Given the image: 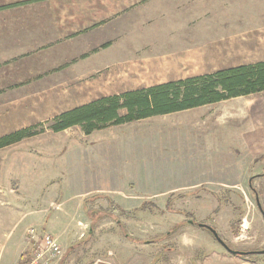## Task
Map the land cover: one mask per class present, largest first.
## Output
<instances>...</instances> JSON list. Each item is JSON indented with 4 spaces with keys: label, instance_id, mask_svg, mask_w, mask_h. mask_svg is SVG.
<instances>
[{
    "label": "rangeland",
    "instance_id": "374dc122",
    "mask_svg": "<svg viewBox=\"0 0 264 264\" xmlns=\"http://www.w3.org/2000/svg\"><path fill=\"white\" fill-rule=\"evenodd\" d=\"M174 1L188 11L180 18L189 23L187 31L167 34L164 42H142L143 48L130 56L135 63L96 64L84 78L79 73L84 66L69 61L55 67L48 79L43 74L17 85L20 93L36 91L17 101L43 107L50 118L40 123L46 125L56 114L103 94L264 60V0ZM146 30L147 41L154 36L163 40V32ZM110 42L97 48L104 61H109ZM118 55L119 61L129 59ZM254 102L264 103V93ZM238 107L231 105L235 112ZM190 114L116 126L107 134L97 131L89 141H119L87 146L85 163L81 148L62 150L68 140L88 136L79 126L39 137L42 146L52 139L51 161L9 160L0 178V264H17L21 245L25 257L32 253V227L61 244L63 253L52 264H264V254L233 255L198 225L214 227L232 249L264 248V155L254 160L248 147L238 152L237 130L207 135L179 121ZM222 142L230 147V171L221 165ZM102 152L107 162L97 159ZM41 169L48 186L34 182L33 172ZM221 177L237 186L194 185Z\"/></svg>",
    "mask_w": 264,
    "mask_h": 264
},
{
    "label": "crops",
    "instance_id": "0c3cea01",
    "mask_svg": "<svg viewBox=\"0 0 264 264\" xmlns=\"http://www.w3.org/2000/svg\"><path fill=\"white\" fill-rule=\"evenodd\" d=\"M180 5L174 0H0V136L50 118L46 115V112L42 111L43 107L33 106L24 101L18 102L16 98L36 95V91L31 92L27 89L25 92L20 93L15 90L17 85L37 80L43 74H45V79H48V74H52L55 67L66 65L72 60L84 66L79 72L82 78L86 74L95 72L96 64L105 62L115 66L133 64L135 61L130 56H135L134 52L142 49L146 43L164 42L167 39V34L180 32L181 29L187 31L185 26L189 23L181 21L180 18L185 16L188 11ZM146 29L163 32V40L159 36H154L151 37L150 41H147L145 39L146 33H144L147 31ZM147 34L149 35V33ZM104 40L111 41L109 53H107L109 61H104L102 54L97 50ZM142 42L145 44L143 45ZM116 46H118L119 50L115 49ZM153 46L155 48L158 47L157 44H153ZM118 54L121 56L128 54L129 59L119 61L118 58L120 56ZM167 55L169 56V54ZM117 56L119 57L117 58ZM167 63L165 61L163 64ZM87 65L88 67H86ZM188 77L192 76L179 77L168 81ZM134 89L138 88L125 89L120 92L103 94L102 96L120 94ZM263 93L239 96L218 103L114 125L97 131L107 134L110 128L116 126L132 125L156 117L191 113L190 118H183L179 121L193 126V128L201 129V132L204 130L207 135H219L223 131V134H221L224 136L227 134L226 130H237V136L240 137L237 151L239 152L241 149L244 154L248 147L255 160L264 155V103L254 102L253 104L252 99ZM234 104L239 106L236 112L234 108H231V105L233 106ZM201 109H206L205 115L200 114ZM234 117L238 119L234 120ZM247 130L249 131L247 132ZM97 131L88 134L87 137L85 135L81 140L78 139L72 142L68 140L67 143H64L66 148L64 147L62 150L72 148L76 151L81 148L83 151L81 158L85 163L86 159L89 160L90 155L86 153L85 149L87 146H95L94 144L100 146L105 144L116 145L118 143L119 138L108 141L111 138L104 139L99 137L96 141H89V138ZM48 133L50 132L32 136L1 148L0 178L4 175L5 170L9 168V160L25 162L29 157L33 164L38 161H51L54 155V147L50 143L52 139L48 140L46 138L43 146L39 142V137ZM218 143L220 142L218 141ZM224 144L222 142L220 161L222 167L225 166L224 170L230 171V147H224ZM113 149L114 151L116 150L115 148ZM113 149L110 148L111 151ZM96 150L106 152L109 149L97 148ZM103 152L99 153L98 156L96 155L97 159L107 162L108 157ZM242 158L244 160L245 155ZM105 168L108 167L106 166ZM42 171L43 169L33 172L37 176L34 182L41 184V186H48L50 184L49 180H46L48 175L45 176L46 174ZM260 172L262 171L260 170ZM195 182L194 185L196 186H216L219 187L218 190L224 187L230 189L237 186V183L230 182L228 177L227 179H223V177L221 179L207 178L206 180ZM20 184L22 186L21 181ZM84 200H86L85 197L83 198ZM82 204L84 203L82 202ZM25 248V245L19 246V259L24 254ZM257 254L262 255L260 253ZM19 259L17 264H19Z\"/></svg>",
    "mask_w": 264,
    "mask_h": 264
},
{
    "label": "trees",
    "instance_id": "16d2710c",
    "mask_svg": "<svg viewBox=\"0 0 264 264\" xmlns=\"http://www.w3.org/2000/svg\"><path fill=\"white\" fill-rule=\"evenodd\" d=\"M261 92H264V60L99 97L60 113L48 120L47 126L36 123L0 136V149L47 130L61 132L80 126L88 135L114 125ZM25 260L22 254L19 264Z\"/></svg>",
    "mask_w": 264,
    "mask_h": 264
},
{
    "label": "built area",
    "instance_id": "2783aa9c",
    "mask_svg": "<svg viewBox=\"0 0 264 264\" xmlns=\"http://www.w3.org/2000/svg\"><path fill=\"white\" fill-rule=\"evenodd\" d=\"M33 243L32 253L26 257L23 264H52L58 259L63 249L58 240L48 232L39 233L34 227L29 229ZM94 264H107L97 261Z\"/></svg>",
    "mask_w": 264,
    "mask_h": 264
},
{
    "label": "water",
    "instance_id": "95a60500",
    "mask_svg": "<svg viewBox=\"0 0 264 264\" xmlns=\"http://www.w3.org/2000/svg\"><path fill=\"white\" fill-rule=\"evenodd\" d=\"M190 223H194L193 220H189ZM198 225L200 227L206 228L208 230H210L212 232V234L214 235V237L216 238V240L226 248V250H228L230 253H232L233 255H249V254H256V253H260L263 254L264 253V248L260 249V250H250V251H244V250H235L232 249L227 243L226 241L220 236V234L218 233V231L212 227L209 224L206 223H198ZM92 231V230H91Z\"/></svg>",
    "mask_w": 264,
    "mask_h": 264
}]
</instances>
